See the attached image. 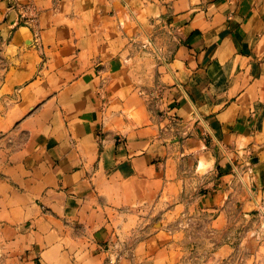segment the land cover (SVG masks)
<instances>
[{
	"label": "crops",
	"instance_id": "0c3cea01",
	"mask_svg": "<svg viewBox=\"0 0 264 264\" xmlns=\"http://www.w3.org/2000/svg\"><path fill=\"white\" fill-rule=\"evenodd\" d=\"M165 205L264 210V0H0V264H138Z\"/></svg>",
	"mask_w": 264,
	"mask_h": 264
},
{
	"label": "rangeland",
	"instance_id": "374dc122",
	"mask_svg": "<svg viewBox=\"0 0 264 264\" xmlns=\"http://www.w3.org/2000/svg\"><path fill=\"white\" fill-rule=\"evenodd\" d=\"M254 207L258 214L231 205L218 218L205 216L201 207L182 206L175 214L172 205L139 208L130 223L133 246L148 234L165 238L158 240L160 254L138 264H264V210Z\"/></svg>",
	"mask_w": 264,
	"mask_h": 264
},
{
	"label": "built area",
	"instance_id": "2783aa9c",
	"mask_svg": "<svg viewBox=\"0 0 264 264\" xmlns=\"http://www.w3.org/2000/svg\"><path fill=\"white\" fill-rule=\"evenodd\" d=\"M16 9L18 10L19 16L22 19L23 23L32 27L35 30L38 26L39 15L36 7L31 3V1L22 5H16ZM36 30H35V38L36 41H38L39 34L37 33Z\"/></svg>",
	"mask_w": 264,
	"mask_h": 264
}]
</instances>
